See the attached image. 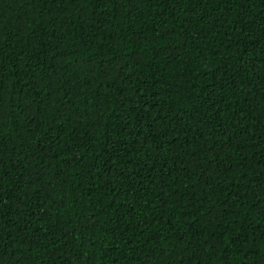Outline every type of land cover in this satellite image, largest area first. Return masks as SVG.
<instances>
[{
    "label": "trees",
    "instance_id": "obj_1",
    "mask_svg": "<svg viewBox=\"0 0 264 264\" xmlns=\"http://www.w3.org/2000/svg\"><path fill=\"white\" fill-rule=\"evenodd\" d=\"M0 264H264V0H0Z\"/></svg>",
    "mask_w": 264,
    "mask_h": 264
}]
</instances>
